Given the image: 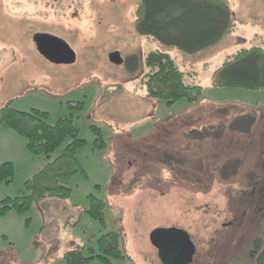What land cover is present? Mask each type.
Returning a JSON list of instances; mask_svg holds the SVG:
<instances>
[{
  "label": "rangeland",
  "instance_id": "1",
  "mask_svg": "<svg viewBox=\"0 0 264 264\" xmlns=\"http://www.w3.org/2000/svg\"><path fill=\"white\" fill-rule=\"evenodd\" d=\"M141 2L0 0V111L14 100V110L48 113L52 126L73 119L87 143L77 157L88 177H73L69 200L0 212V264H64L67 252L85 247L88 256L111 232L124 256L112 264H256L250 252L255 240L264 242V92L217 88L213 74L227 56L264 48V0H228L235 29L194 55L140 35ZM37 35L66 43L75 62L46 60ZM157 50L198 73L202 100L167 105L149 94L143 62L132 73L126 61ZM112 54L122 62H111ZM78 102L84 109L70 108ZM92 127L105 148H94ZM44 159L17 132L0 128V165L14 166L12 181L0 182V210L6 199L31 195L27 183ZM90 196L106 204L105 225L87 213ZM157 230L186 234L194 253L172 260L152 242Z\"/></svg>",
  "mask_w": 264,
  "mask_h": 264
},
{
  "label": "trees",
  "instance_id": "2",
  "mask_svg": "<svg viewBox=\"0 0 264 264\" xmlns=\"http://www.w3.org/2000/svg\"><path fill=\"white\" fill-rule=\"evenodd\" d=\"M136 26L142 36L158 41L162 45L177 47L194 55L220 42L235 29L234 14L228 0H142L136 11ZM143 62L146 71L142 83L149 94L167 105L185 100L193 105L203 99L204 89L195 82L198 73L183 71L176 60L162 50L147 53L143 59L132 56L126 64L130 72L139 70ZM214 86L244 91L264 92V48H244L229 55L213 74ZM10 101L0 111V128L12 129L26 140L27 150L47 161L44 169L27 183L31 195L6 199L0 210L2 215L9 211L25 213L34 201L42 199L69 200L72 190L69 185L74 176L87 173L77 157L78 151L86 146L80 138V130L71 118H63L55 125L47 123L48 113L32 110L29 113L14 110ZM85 103L70 104V108L84 109ZM95 136L94 148L106 146L102 131L92 127ZM69 143L61 156L52 160V155ZM14 176L12 163L0 165V182L10 183ZM104 201L90 196L87 213L105 225ZM176 231L177 230H171ZM192 243V242H191ZM85 247L70 250L64 255V264H88L99 259L103 264L111 260L124 259L119 235L111 232L101 236L97 249ZM250 256L256 264H264V242L255 240Z\"/></svg>",
  "mask_w": 264,
  "mask_h": 264
},
{
  "label": "water",
  "instance_id": "3",
  "mask_svg": "<svg viewBox=\"0 0 264 264\" xmlns=\"http://www.w3.org/2000/svg\"><path fill=\"white\" fill-rule=\"evenodd\" d=\"M34 40L39 53L49 62L58 64H71L75 62V53L60 39L48 35H37ZM110 61L113 63H120L122 62V58L119 54H112L110 56ZM159 231L161 230H157L152 234L151 239L154 245H157V233H159Z\"/></svg>",
  "mask_w": 264,
  "mask_h": 264
},
{
  "label": "flooded vegetation",
  "instance_id": "4",
  "mask_svg": "<svg viewBox=\"0 0 264 264\" xmlns=\"http://www.w3.org/2000/svg\"><path fill=\"white\" fill-rule=\"evenodd\" d=\"M156 246L164 248L163 250L168 253L172 260L189 258L194 253V249L186 234L171 230L157 233Z\"/></svg>",
  "mask_w": 264,
  "mask_h": 264
}]
</instances>
